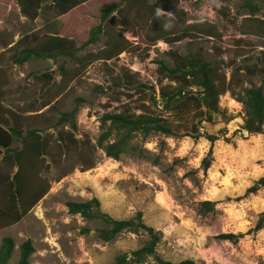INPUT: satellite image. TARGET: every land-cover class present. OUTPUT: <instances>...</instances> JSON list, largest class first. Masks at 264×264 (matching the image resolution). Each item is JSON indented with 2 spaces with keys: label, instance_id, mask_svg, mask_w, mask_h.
Returning a JSON list of instances; mask_svg holds the SVG:
<instances>
[{
  "label": "rangeland",
  "instance_id": "obj_1",
  "mask_svg": "<svg viewBox=\"0 0 264 264\" xmlns=\"http://www.w3.org/2000/svg\"><path fill=\"white\" fill-rule=\"evenodd\" d=\"M112 4L120 5L118 11L102 21V11ZM162 6L168 10L154 9L151 0H91L76 12L71 38L82 47L102 24L98 42L81 48L77 60L16 65L14 55L51 36L59 16L45 7L31 21L15 0H0V122L6 129L16 124L25 134L37 130L49 144L47 156L30 171L35 186L48 193L21 222L0 229V248L5 237L16 243L10 264L18 263L27 240L35 247L30 264H113L145 245L147 235L129 232L104 243L98 237L102 221L70 213L68 203L94 198L116 220L143 213L144 222L161 233L157 252L163 261L264 264V228L256 230L264 189L248 193L264 175V137L243 129L244 107L230 93L221 97L225 117L215 115L210 122L193 110L177 120L184 123L175 135L135 136L119 160L94 148L108 112L169 116L151 87L158 92L163 81L174 90L159 65L173 67L171 53L201 54L216 65L218 79H233L237 92L264 88V75L256 74L264 53V0H162ZM73 124L82 144L64 150L59 134L70 141ZM207 133L220 141L215 166L205 172ZM3 157L0 176L7 172ZM90 163L95 168L82 172ZM3 194L0 186V207ZM145 264L158 262L151 257Z\"/></svg>",
  "mask_w": 264,
  "mask_h": 264
},
{
  "label": "trees",
  "instance_id": "obj_2",
  "mask_svg": "<svg viewBox=\"0 0 264 264\" xmlns=\"http://www.w3.org/2000/svg\"><path fill=\"white\" fill-rule=\"evenodd\" d=\"M19 6L20 13L36 21L46 7L58 13L52 35L48 36L38 47H26L20 53L15 54L13 62L16 65H23L31 60L57 59L66 57L77 60V53L81 48L93 45L98 42L104 33L103 25H98L91 30L90 38L82 45L72 39L79 18L76 12L91 0H15ZM51 2L48 6L47 4ZM154 9L168 10L162 6V0H151ZM119 4H112L102 11V21H106L119 9ZM76 32V31H75ZM160 39V38H159ZM182 37L176 38L180 42ZM20 40L17 44L21 43ZM17 44L15 46H17ZM122 52V51H121ZM174 66L170 67L166 62H159L163 72V80L166 79L175 83L174 90L168 91L169 86L160 82L159 93L156 87L154 101L160 98L169 116L144 111L137 114L133 110L108 112L102 116L103 133L98 139L97 146L105 152L107 157L119 160L130 142L138 134L148 136L151 133L164 135H175L178 133V119L191 114L193 110L201 117L212 122L215 115L225 117L226 111L221 108V97L230 93L244 107V127L252 135L264 137V88L253 86L244 88L237 92L234 88L233 79L229 82L220 80L217 77L216 65L209 62L201 54H186L184 56L172 54ZM256 74L264 75V53L260 58ZM181 103H185L181 109ZM195 107L192 109L190 107ZM186 108L184 111H182ZM69 114H64L66 119ZM63 119V121H64ZM6 123L0 122V154H3L2 162L7 167V172L0 176V186L4 191V205L0 207V229H6L22 221L24 216L30 212L48 193V189H41L35 186L30 171L40 164V160L47 156L48 141L38 135L37 130H29L24 133L16 124L6 129ZM72 138L66 141L63 134H59L60 144L64 150H70L71 146L81 145L82 141L77 138V126L72 125ZM210 144L207 155L202 160L205 172L215 166V147L220 137L213 134H204ZM114 137V140L112 138ZM19 146L15 147V144ZM96 163L83 164L82 172L95 168ZM66 176V175H64ZM63 176V177H64ZM264 189V175L248 189V193L257 194ZM208 206L209 202H204ZM69 211L74 215H81L87 220H100L105 227L98 231L99 239L104 243L113 241L122 233L145 234L148 241L145 245L133 252L126 253L117 258L113 264H145L148 258H154L158 264H174L163 261L157 252L160 243L161 233L153 227L148 226L143 219V213L139 212L135 217L128 220H116L101 210L100 201L94 198L85 203H68ZM264 228L263 217L258 221L256 230ZM224 239L231 236L223 235ZM16 243L13 238L5 237L0 248V264H10ZM35 253V247L31 240H27L21 246V254L17 264H30V258ZM178 264H196L192 260H185Z\"/></svg>",
  "mask_w": 264,
  "mask_h": 264
},
{
  "label": "crops",
  "instance_id": "obj_3",
  "mask_svg": "<svg viewBox=\"0 0 264 264\" xmlns=\"http://www.w3.org/2000/svg\"><path fill=\"white\" fill-rule=\"evenodd\" d=\"M23 16V15H22ZM24 17V16H23ZM26 18V17H25ZM11 46V45H10ZM10 48V47H9ZM8 49V48H7Z\"/></svg>",
  "mask_w": 264,
  "mask_h": 264
}]
</instances>
